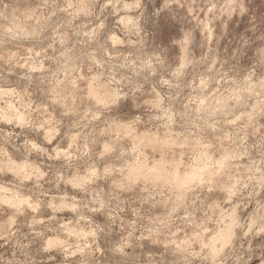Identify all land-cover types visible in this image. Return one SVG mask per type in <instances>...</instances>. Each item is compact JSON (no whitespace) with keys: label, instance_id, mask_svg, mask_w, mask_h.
I'll return each mask as SVG.
<instances>
[{"label":"clouds","instance_id":"obj_1","mask_svg":"<svg viewBox=\"0 0 264 264\" xmlns=\"http://www.w3.org/2000/svg\"><path fill=\"white\" fill-rule=\"evenodd\" d=\"M0 264H264V0H0Z\"/></svg>","mask_w":264,"mask_h":264}]
</instances>
